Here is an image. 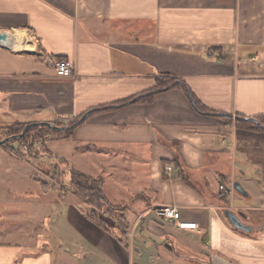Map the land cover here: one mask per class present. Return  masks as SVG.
Segmentation results:
<instances>
[{"label": "crops", "instance_id": "0c3cea01", "mask_svg": "<svg viewBox=\"0 0 264 264\" xmlns=\"http://www.w3.org/2000/svg\"><path fill=\"white\" fill-rule=\"evenodd\" d=\"M1 32L0 124L62 127L35 159L101 178L128 229L71 178L56 221L52 202L9 190L53 188L18 140L0 150V264H264V129L237 124L264 120V0H0ZM162 206L197 227L159 220Z\"/></svg>", "mask_w": 264, "mask_h": 264}, {"label": "rangeland", "instance_id": "374dc122", "mask_svg": "<svg viewBox=\"0 0 264 264\" xmlns=\"http://www.w3.org/2000/svg\"><path fill=\"white\" fill-rule=\"evenodd\" d=\"M12 44H14V43H12ZM24 124H26V123H24ZM18 129H19V126H14L13 131H17ZM51 130L52 129L48 126L34 127V129L32 130L33 134H31L29 137V138H34V139H31V141H29L31 143V145L29 146V144H22L21 143V145H23V148L21 150L23 152L33 151L34 156L31 155V157H34V159H35V156L37 155L35 153V148L37 149V151L39 150L38 156L45 155L46 150H47L46 147L43 146L42 144L37 145L34 143H36L38 139L43 140L45 138V136L48 134V131H51ZM9 135H11V134H9V131L6 129V127H4L3 125L0 124V141L6 139L7 137H9ZM9 144H12V145H15L16 147H19L20 141L14 139V140L6 143V144L0 145V150H1V148L3 149L5 146H9ZM26 146L28 149L26 148ZM61 146H62V144H61ZM57 147H59V146H57ZM48 156H49V153H48ZM34 162H36V164L39 167V169L37 170L39 173L38 174L39 178L41 180H44V182L46 181L48 184H51V185L53 184V188H50L51 190L49 192V196L44 197V195L42 194V192L39 188H31V189H29L28 192H27V188L24 186H18L17 188H13L14 185L11 182H9V183H11L13 186L9 187V190H11L14 193L20 194L22 196L32 198L33 200H43V198H45L47 201L52 202V204H51L52 205V214H51L50 218L56 221L60 216V212L64 208V204L60 205L57 203L61 200L60 196H58L61 193L60 190L63 189L65 191L64 192V194H65L64 200L67 199L69 201V199H71V200L76 199V196L73 193H70L66 198V190L65 189H67V188H62L63 182H66V183L69 182V180L71 178V172H69L66 165L60 159H55L52 162L53 164H49L50 160H48L47 158H36L34 160ZM40 167H41V169H43L44 172L41 171ZM70 182H71V180H70ZM55 190H57V191H55ZM70 190H71V192L75 191V193L78 194L76 187L74 185L70 186ZM83 198L85 199V197H83ZM53 200H55V201H53ZM82 200L83 199L81 197L78 198L79 203L85 205L86 203H84V201H82ZM95 203L98 206V208H101V210L97 213L98 214L97 216H104L105 215L104 209H106L105 205L102 204L100 201H97ZM102 210H103V212H102ZM28 211H30V208H27L25 210V212H28ZM23 214L25 216L28 215L25 213H23ZM27 217L30 218L31 216L28 215ZM106 218H107V220L112 219L109 216L108 217L106 216ZM107 220L104 219V223L108 227H110V223ZM53 224L56 226V223H53ZM123 226H125V225H121L120 222L118 221V227H123ZM56 234H58V233H56ZM58 238H59V236L56 237L57 243H58ZM52 251H56V248H53Z\"/></svg>", "mask_w": 264, "mask_h": 264}, {"label": "trees", "instance_id": "16d2710c", "mask_svg": "<svg viewBox=\"0 0 264 264\" xmlns=\"http://www.w3.org/2000/svg\"><path fill=\"white\" fill-rule=\"evenodd\" d=\"M177 85H182V84L180 82H178L177 79H175V78H166V79L161 80V85L159 87H173V86H177ZM183 87L185 88V90L187 92H189L186 85L183 84ZM152 93L153 92L151 91L148 94H146V96H144V97H150V96H152ZM261 121L264 123L263 119H261ZM75 123H77V120L72 124L71 127H73V125ZM237 124L238 125L245 124V125H249V126L251 125L255 129H261V130L264 129L260 126L254 125V123L251 121L238 120ZM14 126H19V129L17 131H13ZM25 126H27V124H18V125H11V126H5V127L9 131V134L17 135L25 128ZM34 127H37V126L30 127L28 132L26 133L25 137L22 139H19V140L22 142H26L27 144L31 145V143L28 141V138L31 135ZM56 132H61V131H56ZM11 135H9V136H11ZM71 183L76 187V190L81 197H85V199H88L89 203L91 204V206L94 209V211H92V213L94 215H98L97 213L101 210V208H98V206L95 203L97 201H100L102 204L105 205V208H106V209H104L105 215L116 219L117 221L120 222L121 225H125L124 224L125 218L122 214V212L125 210V208L112 206L108 202V200L104 194L103 188H102L103 180L101 178H93L87 174H84L82 172H79L77 170L72 169L71 170ZM102 212H103V210H102ZM100 221H102V220H100ZM102 225L106 226V224L104 222H102ZM126 227L128 229V226H126ZM105 229L108 230L107 227H105ZM108 231L110 232V230H108Z\"/></svg>", "mask_w": 264, "mask_h": 264}, {"label": "built area", "instance_id": "2783aa9c", "mask_svg": "<svg viewBox=\"0 0 264 264\" xmlns=\"http://www.w3.org/2000/svg\"><path fill=\"white\" fill-rule=\"evenodd\" d=\"M74 64L64 58H57L54 62V70L59 77H70L73 75ZM172 167H167L168 171H171ZM220 190L224 194H228L229 191L224 185L220 186ZM156 216L159 220H165L169 222H176L179 229H194L197 227L196 223L183 221L181 219V212L175 206H162L156 210Z\"/></svg>", "mask_w": 264, "mask_h": 264}, {"label": "water", "instance_id": "95a60500", "mask_svg": "<svg viewBox=\"0 0 264 264\" xmlns=\"http://www.w3.org/2000/svg\"><path fill=\"white\" fill-rule=\"evenodd\" d=\"M11 36L7 33V32H1L0 33V44L3 45V46H6L8 44V39L10 38ZM86 116H84L82 120L85 119ZM240 120H244V121H251V122H254L257 126H260L262 128H264V124L261 123L259 120L255 119V118H241L239 117ZM34 125H48L51 129H54V130H62L63 128L62 127H57L53 124H45V123H40V124H37V123H34V124H29L27 125L24 130L17 134V135H11L9 137H7L6 139L0 141V145L2 144H6L8 143L9 141L11 140H19V139H22L25 137L26 133L28 132L29 128L34 126ZM234 189L239 191V192H243V188L241 187L240 184L236 183L235 186H234ZM225 214L226 216L228 217L230 223L237 229H241V230H248V228L246 226H244L243 222L239 219V217L232 211L230 210H227L225 211Z\"/></svg>", "mask_w": 264, "mask_h": 264}, {"label": "bare ground", "instance_id": "6f19581e", "mask_svg": "<svg viewBox=\"0 0 264 264\" xmlns=\"http://www.w3.org/2000/svg\"><path fill=\"white\" fill-rule=\"evenodd\" d=\"M17 38H18V37H17ZM18 39H19V38H18ZM24 39H25V38H24ZM19 40H20V39H19ZM25 40H27V39H25ZM14 44H15V45H19V41H18V40L15 41Z\"/></svg>", "mask_w": 264, "mask_h": 264}]
</instances>
